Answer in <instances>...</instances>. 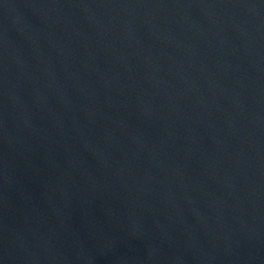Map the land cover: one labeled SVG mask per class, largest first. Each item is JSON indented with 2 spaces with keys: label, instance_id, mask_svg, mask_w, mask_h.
Segmentation results:
<instances>
[{
  "label": "water",
  "instance_id": "obj_1",
  "mask_svg": "<svg viewBox=\"0 0 264 264\" xmlns=\"http://www.w3.org/2000/svg\"><path fill=\"white\" fill-rule=\"evenodd\" d=\"M0 264H264V0H0Z\"/></svg>",
  "mask_w": 264,
  "mask_h": 264
}]
</instances>
